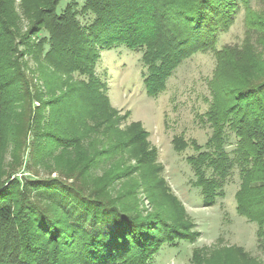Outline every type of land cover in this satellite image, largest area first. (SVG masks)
<instances>
[{"label": "trees", "instance_id": "16d2710c", "mask_svg": "<svg viewBox=\"0 0 264 264\" xmlns=\"http://www.w3.org/2000/svg\"><path fill=\"white\" fill-rule=\"evenodd\" d=\"M62 1L22 0L23 17L14 0H0V124L31 128L34 96L19 59V47L25 45L46 77L48 98L41 92L36 95L51 109L43 137L51 139L53 148L65 150L68 161L78 153L76 162L82 165L66 176L72 183L22 182L13 175L23 166L19 153L26 141L15 140L11 145L13 161L7 167L4 153L9 145L0 150V264H153L162 246L197 238L190 220L178 218L175 210L166 217L160 207L162 194L173 200L150 133L139 122L121 125L130 112L119 114L96 76L101 53L121 46L143 51L149 97L166 90L168 79L185 59L200 50L215 51L216 78L204 114L212 134L205 146L193 142L197 153L187 161L206 207L224 195V186L238 166L237 212L257 223L264 248V57L216 47L218 35L231 28L242 4L248 7L250 0H87L83 12L95 15L88 27L77 19L76 2L58 13ZM24 18L28 29L21 33ZM247 21L259 31L264 46V17L250 12ZM44 28L49 37L35 42L33 38ZM74 73L87 75L88 80H77ZM17 88L21 90L16 92ZM37 113L32 117L36 129ZM227 130L237 137L232 154L225 149ZM91 132L95 138L88 140ZM98 134H105L107 140H100ZM173 142L177 151L189 146L181 136ZM103 166L104 179L89 177L88 173ZM135 175L141 179L137 184L120 183ZM138 186L144 187L155 212L139 208ZM32 192L49 195V201L39 205ZM213 251L206 258L196 250L192 261L211 264L216 258L224 264H256L243 248L219 246Z\"/></svg>", "mask_w": 264, "mask_h": 264}, {"label": "rangeland", "instance_id": "374dc122", "mask_svg": "<svg viewBox=\"0 0 264 264\" xmlns=\"http://www.w3.org/2000/svg\"><path fill=\"white\" fill-rule=\"evenodd\" d=\"M21 1L14 0V6L20 15H22ZM73 2L77 3L75 11L80 25L88 27L95 15L83 12V6L87 0H63L58 6V13H62L68 4ZM250 12L264 17V0H250L248 7L242 4L231 28L218 35L216 45L218 49L228 46L239 51L256 52L264 57V46L259 42V31L251 29L247 21ZM22 16L25 17V15ZM27 25L28 21L24 18L22 23L20 22L21 33L27 31ZM43 37H49L46 28L33 40L39 43ZM48 48L49 44L45 45L39 60L43 58ZM19 50L22 52L19 59L21 58L20 60L24 62L22 69L29 79L28 91L32 97L34 96L32 117L38 111H43L37 113V115L40 114L38 129L35 128L36 121L32 117L31 128L25 130L18 129L21 127L17 125L11 128L10 124H0V150L9 145L7 152L5 150L4 153V166L7 167L8 163L13 161L11 145L15 140H24L26 145L23 152L19 153L23 166L13 175V178L18 177L22 182L35 179L48 182L58 179L72 183L73 179L68 180L66 176L80 170L82 165L77 163L80 158L77 153L76 156L73 155L72 161H68L65 150L53 148L50 144L51 139L49 141L47 137H43L46 134L45 130L49 129L46 124L49 121L51 109L45 105L46 101L37 100L36 95L41 92L45 95V99L48 98L45 72L40 68L34 52L29 51L25 45H21ZM142 56V50L132 51L125 46L105 50L101 53L95 71L112 106L119 111L120 115L130 112V116L122 121L121 125L125 127L131 122L141 123L142 127L150 133L151 144L159 151L157 162L164 166L161 176L167 180L171 189V193L167 194H170L173 200H167L165 194L160 196V207L164 210L166 217H171V214H174L173 210L177 211L178 218L184 217L190 220L193 232L197 233V238L193 241L182 240L172 245L162 246L155 255L153 264H194L192 258L196 250L204 253L207 258L214 255L213 248L219 246L243 248L255 258L256 264H264V248L260 245L257 223L250 222L237 212L235 196L241 184L238 166L234 167L224 186V195L218 197L214 205L206 207L201 189L196 184L194 170L187 161L188 156L197 153L193 142L205 146L212 134L211 125L204 114L211 104L212 88L216 78L215 51L200 50L185 59L168 79L166 90L157 97H149L146 93L144 78L147 67ZM74 76L77 80H88V76L81 73H74ZM20 90L21 88H17L16 92ZM92 123L91 121L90 124L94 125ZM100 130L104 131V126H101ZM179 136L189 143L183 151H177L173 142L174 138ZM227 136L225 149L232 154L237 137L230 130H227ZM92 137L95 138L93 132L87 138L91 140ZM98 137L102 141L107 140L105 134H98ZM130 164L134 165L135 160L130 161ZM88 175L91 179H104L107 170L105 166L99 167ZM125 180L129 181L120 182L123 186L125 182L131 185L141 181L138 175ZM117 185L120 184L117 183ZM136 191L142 202L139 208L155 212L157 209L147 199L144 187L138 186ZM31 196L34 201L40 202L39 205H46L50 198L46 194L40 196L38 192H32ZM211 264H224V261L213 258Z\"/></svg>", "mask_w": 264, "mask_h": 264}]
</instances>
